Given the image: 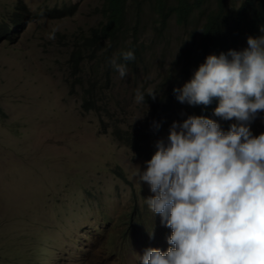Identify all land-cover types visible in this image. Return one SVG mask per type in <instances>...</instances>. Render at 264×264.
I'll return each mask as SVG.
<instances>
[{"label":"rangeland","instance_id":"374dc122","mask_svg":"<svg viewBox=\"0 0 264 264\" xmlns=\"http://www.w3.org/2000/svg\"><path fill=\"white\" fill-rule=\"evenodd\" d=\"M100 5L0 0V26L14 12L25 17L0 40V264H141L146 249L169 247L172 230L146 204L154 194L137 175L154 154L135 155L113 128L148 130L155 146L167 142L173 122L187 119L172 110L167 122L152 125L146 93L158 87L174 54L151 56L147 70L135 75L116 71L99 102L109 115L84 109L92 64L74 70L69 56L101 20ZM54 9L71 12L52 17ZM174 32L166 36L170 51L180 41ZM138 91L145 102L137 101Z\"/></svg>","mask_w":264,"mask_h":264},{"label":"clouds","instance_id":"9594fccd","mask_svg":"<svg viewBox=\"0 0 264 264\" xmlns=\"http://www.w3.org/2000/svg\"><path fill=\"white\" fill-rule=\"evenodd\" d=\"M247 45L208 55L173 89L182 104L218 99L214 115L237 123L225 132L206 116L173 122L146 170L138 168L139 182L154 194L146 204L172 230L167 251L146 249L141 264H264V132L253 136L250 129L264 112V35L249 36ZM121 56L135 59L133 51ZM110 63L121 78L127 75L126 64ZM137 101L145 102L139 91Z\"/></svg>","mask_w":264,"mask_h":264},{"label":"trees","instance_id":"16d2710c","mask_svg":"<svg viewBox=\"0 0 264 264\" xmlns=\"http://www.w3.org/2000/svg\"><path fill=\"white\" fill-rule=\"evenodd\" d=\"M16 9L22 10L20 2ZM98 10L101 20L84 33L81 41L76 40L69 56L74 70H81L82 64L89 61L92 64L93 79L89 77L82 94L84 109L103 110L107 114L106 106L99 102H104V90L110 87V79L116 73L110 63L113 58L117 63L126 64L129 75H135L147 70L151 56L160 54L159 58H164L170 52L174 57L167 72L162 74L158 87L146 93L147 96L156 94L155 99L151 96L150 100L152 125L167 122L165 116L172 110L182 111L187 118L188 114L206 116L219 123L225 132L230 124L237 123L235 118L223 120L214 115L218 99H213L209 106H191L180 103L173 89L182 88L208 55L226 54L230 49L241 51L247 48L249 36L264 35L261 31L264 29V0H241L234 6H229L227 0H101ZM70 12L54 9L48 14L62 17ZM17 15L14 12L10 23L0 26V40L12 35L11 27L22 26L25 17ZM150 28L152 35L146 36ZM170 29H175L176 40H180L171 51L167 45L170 41L166 39ZM160 45L162 49L156 50ZM126 51H133L135 59L124 61L121 53ZM260 116H256V128L260 125ZM253 122L251 132L259 136L252 127ZM156 130L154 128V132ZM113 131L116 138L123 140L139 157L147 158L157 150L149 141L148 130L127 131L114 126Z\"/></svg>","mask_w":264,"mask_h":264},{"label":"bare ground","instance_id":"6f19581e","mask_svg":"<svg viewBox=\"0 0 264 264\" xmlns=\"http://www.w3.org/2000/svg\"><path fill=\"white\" fill-rule=\"evenodd\" d=\"M101 52V51H100ZM90 62V61H89ZM182 112V111H181ZM261 115V116H260ZM188 116H190L189 114H188ZM257 116H260V125H259V127H257L256 129H255V134H258L259 135V132L261 131V129H263V126H264V112H259L258 114H257ZM229 122V121H228ZM260 128V129H259ZM258 130V132H256ZM226 131V130H225Z\"/></svg>","mask_w":264,"mask_h":264}]
</instances>
